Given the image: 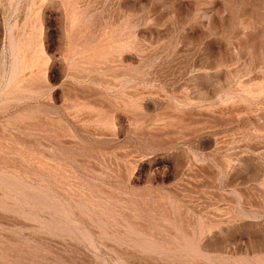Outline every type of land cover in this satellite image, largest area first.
<instances>
[{
    "label": "rangeland",
    "instance_id": "rangeland-1",
    "mask_svg": "<svg viewBox=\"0 0 264 264\" xmlns=\"http://www.w3.org/2000/svg\"><path fill=\"white\" fill-rule=\"evenodd\" d=\"M0 264H264V0H0Z\"/></svg>",
    "mask_w": 264,
    "mask_h": 264
}]
</instances>
